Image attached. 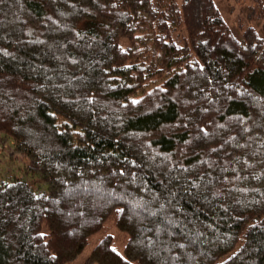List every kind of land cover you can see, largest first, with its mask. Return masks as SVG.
I'll return each mask as SVG.
<instances>
[{"label":"trees","instance_id":"trees-1","mask_svg":"<svg viewBox=\"0 0 264 264\" xmlns=\"http://www.w3.org/2000/svg\"><path fill=\"white\" fill-rule=\"evenodd\" d=\"M0 132L46 184L0 264H264V36L213 0H0Z\"/></svg>","mask_w":264,"mask_h":264},{"label":"rangeland","instance_id":"rangeland-1","mask_svg":"<svg viewBox=\"0 0 264 264\" xmlns=\"http://www.w3.org/2000/svg\"><path fill=\"white\" fill-rule=\"evenodd\" d=\"M219 7L224 18L230 24L232 32L239 35L247 26H253L257 32L264 36V15L259 14V0H213ZM27 159L14 151L13 141L3 138L0 132V180L8 181L13 177H21L36 191L46 189L45 182L37 175L25 170ZM120 237L115 238V247L121 250ZM91 245H88L72 264H80L88 254Z\"/></svg>","mask_w":264,"mask_h":264}]
</instances>
